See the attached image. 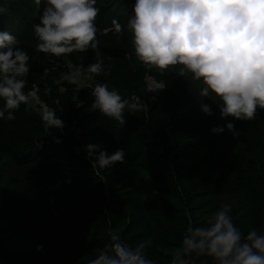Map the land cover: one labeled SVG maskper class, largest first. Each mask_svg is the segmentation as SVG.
<instances>
[{
  "label": "trees",
  "instance_id": "obj_1",
  "mask_svg": "<svg viewBox=\"0 0 264 264\" xmlns=\"http://www.w3.org/2000/svg\"><path fill=\"white\" fill-rule=\"evenodd\" d=\"M134 3L96 0L104 70L89 79L94 86L78 87L64 77L80 67L88 78L94 51L59 57L38 51L28 39L44 0H0V31L15 38L21 33L16 47L30 57L25 93L36 91L64 125L48 130L30 100L15 119H0V264H90L110 245V230L130 246L144 243L155 264H170L188 228L209 226L224 204L232 205L243 234L264 232V109L252 120L232 118L244 139L217 143L213 114L201 111L202 104L213 110V96L198 93L202 82L182 66L160 70L136 57L126 27ZM114 19L122 25L119 33ZM148 78L165 85L153 101L146 96ZM97 83L138 98L147 109L126 108L124 124L105 117L91 108ZM87 144L102 145L108 154L123 149L124 163L105 170L101 181ZM193 264L213 261L193 257Z\"/></svg>",
  "mask_w": 264,
  "mask_h": 264
},
{
  "label": "clouds",
  "instance_id": "obj_2",
  "mask_svg": "<svg viewBox=\"0 0 264 264\" xmlns=\"http://www.w3.org/2000/svg\"><path fill=\"white\" fill-rule=\"evenodd\" d=\"M40 4L41 0H35ZM38 24L36 48L55 56L94 51L96 62L87 66L88 79L101 74L104 61L97 50L96 0H44ZM4 11L0 8V13ZM119 33L122 25L113 20ZM136 57L160 70L182 66L201 81V97L219 99L221 119L252 120L257 108L264 109V0H135L128 21ZM8 31H0V119L13 120L29 95L24 89L29 73V55L16 47ZM81 68L64 78L76 82ZM164 84L159 85L163 89ZM91 108L124 124V111L147 109L139 99L123 98L106 84L97 83L91 92ZM201 111L211 116V105ZM45 127L63 129L53 112L42 117ZM225 128L237 136L232 123L211 129L222 134ZM54 142L59 143L58 140ZM85 151L94 174L104 181L105 170L124 163L125 152L108 154L102 145L87 144ZM98 153V154H97ZM232 205L224 204L207 227H189L170 264H193V257H210L213 264H264V232L255 229L243 234L234 224ZM110 245L99 249L90 264H155L145 256V244L135 247L122 241L118 230H110Z\"/></svg>",
  "mask_w": 264,
  "mask_h": 264
},
{
  "label": "rangeland",
  "instance_id": "obj_3",
  "mask_svg": "<svg viewBox=\"0 0 264 264\" xmlns=\"http://www.w3.org/2000/svg\"><path fill=\"white\" fill-rule=\"evenodd\" d=\"M127 20L128 19H126V21ZM126 27H127V29H129L128 23H127ZM20 36H21V33L17 34L16 39L20 38ZM21 40H22V42H24L23 38H21ZM28 40L30 42H32V44L35 45V47H36L37 43H39L38 38L35 36V33L30 35ZM72 73H75V72L72 71ZM65 82L76 85L78 87H80V86H94L93 83L83 73H81V75L77 77V80L75 83H73L72 81H70L68 79H66ZM159 85H161V84L156 83L152 78L147 79L146 96L149 98L150 101H153L159 95V93L162 91V89H159ZM62 90H64V89L62 88ZM29 100H30L31 107L37 113L44 114L45 112L50 111V109L43 102H41L39 100V97H38V94L36 91H33L29 95ZM219 102H220L219 99L213 96V128L217 127V126L224 127L226 125V123H232L234 125V130L238 133V135L234 137L233 134L225 128V130L222 134H219V135L213 134L214 139H216L217 143H220V142L224 143V141H228V140H230L229 141V143H230V142L234 141V139L235 140L239 139V137H242V139H244L245 138L244 132L240 128V126H238V124L235 122V120H233L231 117H228L227 119H221ZM141 104H143V102H141ZM224 173H225V176L231 175L230 171H224Z\"/></svg>",
  "mask_w": 264,
  "mask_h": 264
}]
</instances>
